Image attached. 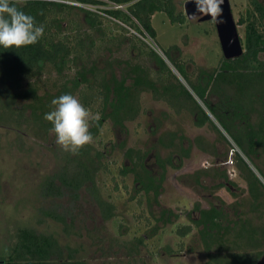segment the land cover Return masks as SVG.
Instances as JSON below:
<instances>
[{
  "label": "trees",
  "instance_id": "trees-1",
  "mask_svg": "<svg viewBox=\"0 0 264 264\" xmlns=\"http://www.w3.org/2000/svg\"><path fill=\"white\" fill-rule=\"evenodd\" d=\"M76 1L92 6L103 5L104 8L99 9L101 14L119 21L141 36L147 34L153 39L155 35L151 18L155 12H163L171 23L186 22L184 12L177 8L174 0ZM247 4L244 12H238L236 20L243 27V51L240 56L228 60L221 56L215 67L208 71L198 68L197 74L192 76L180 57L162 52L242 155H251L256 163L262 162L264 165L263 160L258 161L264 156V6L259 0H247ZM16 6L33 16L38 25H44V35L34 45L18 49L0 47V127L15 126L37 139L34 141L45 142L52 128V124L44 119L45 114L53 110L51 101L63 94H72L98 116V119L92 120L90 127L94 137L106 120L115 127H122L125 122L134 120L142 111L140 96L146 91L155 100L169 104L177 114L181 112L180 109L192 112V107H195L202 115L195 123L198 126L213 125L210 116L178 83L164 61L152 50L138 47L134 42L135 36H131L133 42L130 46L138 47L140 51L142 49L146 57L142 56L144 61L132 65L125 62V67L117 75L114 66L115 62L120 61L119 58H103V51L111 53L113 44L118 50L122 43L104 35L100 15L85 11L86 17L81 18L80 12L72 5L58 0H19ZM151 61L155 62L156 67L151 68ZM176 88L177 92L174 90ZM173 92L177 96L172 99ZM172 135L175 137L174 133ZM174 139L170 138L168 143L171 148H176ZM199 139H196L197 143ZM175 148L162 160V167L172 165ZM202 149L210 151L215 147L211 145L210 149ZM145 152L124 149V156L129 159L131 166L128 170L123 166L120 173H133L140 186L137 192L158 195L160 186L145 166ZM61 153L63 163L41 182L40 195L43 198L56 197L62 196L64 192L77 194L80 189H84L100 208L102 219L111 218L114 205L103 196L98 186V173L108 171L107 155L93 144L85 146L76 155L65 151ZM180 153L184 157L189 156L187 150ZM181 155H178L179 158ZM234 158L240 176L247 184L249 210L260 211L257 216H261L264 188L257 176L247 170L245 163L237 162L241 161L237 154ZM200 173L197 171V175ZM217 174L225 177L224 172ZM259 174L262 176L260 171ZM43 211L58 219L68 231L70 222L64 215ZM222 216V210L211 205L198 209V217L191 219L198 228L205 250L214 247L219 250L215 254L209 253V260L215 264H256L264 253V227L256 231L248 218L233 221L232 226L228 220L223 225L219 220ZM192 228L191 224H178L175 233L185 236ZM229 235L250 246L253 251L251 255L231 250L229 255L221 253L230 248ZM137 240L141 242L142 238ZM165 249L171 252L168 245ZM0 264L83 263L72 257L69 248L66 254L63 253V248L53 236L23 227L17 231L9 254L0 256Z\"/></svg>",
  "mask_w": 264,
  "mask_h": 264
},
{
  "label": "rangeland",
  "instance_id": "rangeland-1",
  "mask_svg": "<svg viewBox=\"0 0 264 264\" xmlns=\"http://www.w3.org/2000/svg\"><path fill=\"white\" fill-rule=\"evenodd\" d=\"M58 1L72 5L80 12L81 18L86 17L85 11L100 15L104 35L122 43L118 50L113 44L111 53L103 51V58H119L114 66L117 75L125 67V62L132 65L144 61L142 56L146 57V54L138 47L152 50L202 111L210 116L213 125L198 126L195 122L202 116L201 111L192 107V112L180 109L177 114L169 104L155 100L148 91L140 96L142 111L134 120L125 122L122 127H115L106 120L92 143L107 155L108 171L98 173L100 191L114 205L113 216L106 220L102 219L100 208L84 189L77 194L64 192L56 197L43 198L40 195L41 182L63 163V150L56 144L51 131L45 142H37L23 129L0 127V256L9 254L17 231L27 227L53 236L63 253L66 254L69 248L72 257L83 264H215L208 255L219 250L215 247L205 250L198 228L191 219L198 217V209L215 205L222 210L223 216L219 220L223 225L228 220L232 226L233 221L248 218L256 231L262 229L264 209L261 208V216H257L260 211L249 210L247 184L240 176L234 156L237 154L241 159L237 162L245 163L247 170L257 176L262 189L264 165L261 160L264 161V156L258 159L260 164L251 155H242L163 54L180 57L192 76L197 74L198 68L208 71L215 67L222 53L213 22L186 18L183 24L171 23L163 12L157 11L151 18L153 39L140 36L119 21L101 14L99 9L104 8L103 5L92 6L76 0ZM184 1L175 0L177 8L182 11ZM259 1L264 6V0ZM229 3L236 22L238 12H244L248 6L247 0H229ZM237 29L242 36V25L237 24ZM131 36H135L137 48L130 46L133 42ZM150 66L156 67L155 62L151 61ZM174 90L178 91L177 88ZM176 96L177 93L173 92L172 99ZM172 137L176 148L168 144ZM197 138H200L198 143ZM211 145L214 150L202 149H210ZM180 147L189 152L188 157L181 155L183 150ZM126 148L146 151L145 166L159 183L158 195L137 192L140 186L131 171L121 175L123 166L125 170L131 166L124 156ZM173 148L176 153L172 165L162 167V160ZM197 171L201 173L197 175ZM221 172L225 177L217 174ZM43 210L64 215L70 222L68 231L58 219ZM178 224H191L193 228L189 234L178 236L175 233ZM139 238H142L141 242L137 240ZM229 239L230 248L221 253L229 255L231 250L251 255L253 252L240 239L231 235ZM167 245L171 252L165 249Z\"/></svg>",
  "mask_w": 264,
  "mask_h": 264
},
{
  "label": "clouds",
  "instance_id": "clouds-1",
  "mask_svg": "<svg viewBox=\"0 0 264 264\" xmlns=\"http://www.w3.org/2000/svg\"><path fill=\"white\" fill-rule=\"evenodd\" d=\"M19 0H0V47L21 48L36 44L44 35V25L17 7ZM198 14L210 15L215 23H223L221 5L224 0H192ZM53 110L44 119L52 124L56 144L73 155L94 141L91 121L98 119L72 94H63L51 101Z\"/></svg>",
  "mask_w": 264,
  "mask_h": 264
},
{
  "label": "water",
  "instance_id": "water-1",
  "mask_svg": "<svg viewBox=\"0 0 264 264\" xmlns=\"http://www.w3.org/2000/svg\"><path fill=\"white\" fill-rule=\"evenodd\" d=\"M221 7L223 9V23H215L210 15L205 14H198V21H213L222 56L228 60L240 56L243 48L241 36L238 33L237 24L233 18L229 0H224ZM195 11V4L192 0L184 1L183 12L187 19L193 20L192 14ZM256 264H264V253L257 260Z\"/></svg>",
  "mask_w": 264,
  "mask_h": 264
},
{
  "label": "flooded vegetation",
  "instance_id": "flooded-vegetation-1",
  "mask_svg": "<svg viewBox=\"0 0 264 264\" xmlns=\"http://www.w3.org/2000/svg\"><path fill=\"white\" fill-rule=\"evenodd\" d=\"M175 1V0H174ZM186 1V0H185ZM176 4V3H175ZM185 15V14H184ZM193 20H196V21H198V19H193ZM208 21H212V20H208ZM213 22V21H212ZM237 24V23H236Z\"/></svg>",
  "mask_w": 264,
  "mask_h": 264
},
{
  "label": "built area",
  "instance_id": "built-area-1",
  "mask_svg": "<svg viewBox=\"0 0 264 264\" xmlns=\"http://www.w3.org/2000/svg\"><path fill=\"white\" fill-rule=\"evenodd\" d=\"M141 36V34H139ZM144 35V34H143ZM147 36V34H145Z\"/></svg>",
  "mask_w": 264,
  "mask_h": 264
}]
</instances>
